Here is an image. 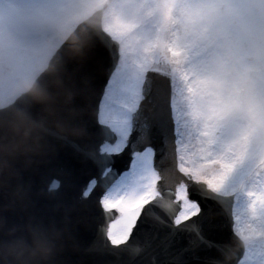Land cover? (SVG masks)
<instances>
[{
	"label": "water",
	"instance_id": "obj_1",
	"mask_svg": "<svg viewBox=\"0 0 264 264\" xmlns=\"http://www.w3.org/2000/svg\"><path fill=\"white\" fill-rule=\"evenodd\" d=\"M104 9L80 23L60 47L33 84L38 95L27 91L0 108V264H17L18 259L29 264H202L205 259L201 252L186 250L187 233L166 245L172 216L162 208L143 220L139 232L134 228L128 241L113 246L104 229L118 211L102 218L95 211L98 197L91 193L93 203H86L89 197L83 193L94 167L88 155L95 140L91 122L109 75L102 50L109 48V57L119 52V43L103 30ZM156 54L167 56L163 34ZM153 162L158 172L174 170L158 187L177 203L176 181L187 179L179 173L177 158ZM54 180L59 186L50 189ZM225 216L220 209L213 213L217 221ZM231 219L217 264H237L244 253L237 246L233 213Z\"/></svg>",
	"mask_w": 264,
	"mask_h": 264
},
{
	"label": "snow or ice",
	"instance_id": "obj_2",
	"mask_svg": "<svg viewBox=\"0 0 264 264\" xmlns=\"http://www.w3.org/2000/svg\"><path fill=\"white\" fill-rule=\"evenodd\" d=\"M109 50H102L109 75L102 81L103 94L95 103L97 115L91 122L95 140L88 155L94 167L83 193L89 197L86 203H93L91 193L98 197L95 211L102 218L118 211V217H108L111 223L104 229L113 246L128 241L134 228L139 232L143 220L159 207L172 216L166 245L187 233L186 250L201 252L202 264H217L228 241L225 224L233 222V207L241 208L243 198L245 213H256L258 206L264 210V196L258 198L256 191L264 189V174L251 171L240 151L225 146L224 120L211 115L210 122L218 129L212 132L195 131L185 119L186 94L207 83L194 82L180 70L188 56L186 47L169 46L166 57H153L131 68L118 51L109 57ZM177 156L179 173L187 179H177L174 204L172 197L162 196L163 186L158 187L174 170L158 172L153 161ZM218 209L226 213L223 221L213 219ZM244 223L246 229H236V234L247 241L249 254L256 256L253 264H260L264 223L252 224L247 218Z\"/></svg>",
	"mask_w": 264,
	"mask_h": 264
},
{
	"label": "rangeland",
	"instance_id": "obj_3",
	"mask_svg": "<svg viewBox=\"0 0 264 264\" xmlns=\"http://www.w3.org/2000/svg\"><path fill=\"white\" fill-rule=\"evenodd\" d=\"M17 1L14 5L16 12L10 6V0H3L4 11L0 10L7 22V15L13 18V13H19L18 25L13 23V30L6 25L0 26V44L4 46L0 49V106L14 101L30 86L32 80L46 67L50 55L66 39L67 30L83 15L90 13L91 8L94 9L105 0ZM195 2L197 7L192 8L191 3L188 5L186 0L181 1L182 13L179 12L176 17L177 13L169 12L178 0H115L105 13L104 28L120 41L121 58L131 68L155 57L160 30L167 23L169 45L178 44L188 50V56L181 66L183 71L190 63L186 73L192 80L207 81L186 94L185 119L195 131L207 129L212 132L218 129L213 127L209 117L214 114L224 120L227 125L223 132L225 146L240 151L251 171L264 174V67L248 61L250 51L245 52L246 58L242 46L239 47L236 42L241 34L234 31L233 27L227 28L232 25L231 17L242 18L246 14L238 10L246 2L230 6L229 11L236 9V13H226L223 18H217L219 13H208L221 2ZM84 4H90L91 8L82 13L80 10ZM260 13L264 19V0ZM60 18V22L53 25ZM260 26V34L263 33L260 48H264V23ZM194 29L195 34L190 35ZM11 32L13 36L7 38L6 35ZM226 48H230L239 58L240 62L235 66L246 78L237 79L226 70L233 66L229 65L231 60L225 56ZM252 67L256 70L254 80L250 76ZM234 92L242 95L240 99H244V105L250 104L244 108L248 120L229 118L236 107L241 109L239 116H244V106H238V96ZM257 190L258 198L264 196V189ZM239 210L241 208H237ZM249 214L257 218V224L264 223V210L259 206L256 213L249 211ZM242 224H245L244 221Z\"/></svg>",
	"mask_w": 264,
	"mask_h": 264
},
{
	"label": "flooded vegetation",
	"instance_id": "obj_4",
	"mask_svg": "<svg viewBox=\"0 0 264 264\" xmlns=\"http://www.w3.org/2000/svg\"><path fill=\"white\" fill-rule=\"evenodd\" d=\"M6 1H9V0H6ZM234 1H240L242 3L246 2V4L242 5V11L244 13H250V12L253 13L252 16L246 15V18L244 19L247 22V24L249 25L250 34H249L248 40L244 41V44H243L244 51L247 52V50H249L252 53V54H250L252 56L257 51V49H260V37H259V33L261 32V26L260 25H261V23L262 24L264 23V19H262L263 17L261 15H258V13L261 9L260 8V1L261 0H234ZM250 2H251V6H250ZM2 5H3V0H0V10L4 11L2 8ZM223 12H225L224 8H223ZM1 18H4L3 13H0V22L2 21ZM251 23H252V26L250 25ZM251 56L249 57L248 61L253 63ZM254 69H255V67L254 68L252 67V69H250L251 70L250 72L252 73L254 71ZM255 77H256V75L254 73L252 75V79L254 80ZM248 128H253V127L248 126ZM249 187L251 188V186H249ZM246 203H247V201L242 198L241 210H239V212H238L239 215H237V218H236V224H235L236 229L244 230L243 227H247L246 224H242V222L245 221L246 218L252 224L258 223V222H256L257 218L256 217L254 218L253 214H249V211H247L246 213L243 211L242 208ZM255 259H256V256H253V255L249 256L248 249L246 248L245 255H243L242 259L239 261L238 264H253ZM260 264H264V261H261Z\"/></svg>",
	"mask_w": 264,
	"mask_h": 264
},
{
	"label": "clouds",
	"instance_id": "obj_5",
	"mask_svg": "<svg viewBox=\"0 0 264 264\" xmlns=\"http://www.w3.org/2000/svg\"><path fill=\"white\" fill-rule=\"evenodd\" d=\"M235 26L237 28V31L241 35H249L250 34L249 25L247 24V22L243 18H238ZM195 31H196V29H194L193 32L190 33V35H194ZM225 56L229 60L232 61V65H233L232 67H230L226 70L229 71L231 73V75H233L237 79L246 78L245 74L241 73L236 68L235 65L238 64L240 62V60L238 57L235 56V54L232 52V50L230 48H226ZM251 59L254 62H256L257 64H259L261 67H264V48L257 49V51L251 56ZM29 91L38 95L40 92V89L38 86L32 85L29 88ZM237 246H238V248L246 247L247 241L244 238L240 237L239 240H237ZM36 254L37 253L35 251L32 252V256H35ZM20 255L23 256V253H21ZM17 264H29V261L25 260V259H18ZM36 264H39V262H36ZM222 264H229V262L227 260H225V261H222Z\"/></svg>",
	"mask_w": 264,
	"mask_h": 264
}]
</instances>
